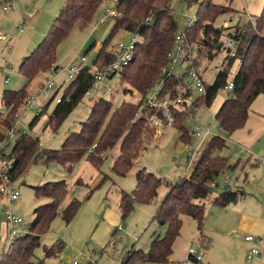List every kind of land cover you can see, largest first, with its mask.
<instances>
[{
    "label": "rangeland",
    "instance_id": "rangeland-1",
    "mask_svg": "<svg viewBox=\"0 0 264 264\" xmlns=\"http://www.w3.org/2000/svg\"><path fill=\"white\" fill-rule=\"evenodd\" d=\"M202 1L204 0L192 3L189 0L171 1L170 5L179 31L186 30V17L197 16L199 3ZM213 1L218 5L230 7L229 13L220 16L214 23L216 28H221L225 33L222 38L224 43L228 33L234 31L228 29L230 26L235 27L240 24L238 27L242 28L247 22L254 24L255 18L261 15L264 6V0ZM66 2L67 0H12L10 12H4L0 7V36L3 37V40H0V70L5 68L8 62L13 68L7 72L10 81L8 85L4 84V76L0 71V112L4 109L3 90L17 91L25 86L26 80L19 73V66L24 57L30 55L47 35L62 5ZM117 2L118 0H105L89 25L76 26L73 29L70 36L58 48L57 71L51 69L47 73L39 74L29 87L30 98H38L37 107L27 112L21 109V106L15 111L12 128L17 125L18 129L22 128L28 135L39 138L41 150H60L69 134L80 131L81 124L87 120L94 102L99 98L98 95H95L93 100L84 98L56 132L50 127L46 128L49 116L56 107L54 100L48 110L44 111L36 127L30 130L31 121L49 103L54 94L58 92L57 97H63L67 87L72 83L68 78L67 69L72 64H79L82 58L87 59L89 66L93 64L114 26L113 18L110 17L106 24H101L100 19L107 14V11L116 9ZM232 9L238 13L233 12ZM28 18L31 21L27 20ZM31 25L35 27L34 31L29 30ZM21 27L24 33L19 35ZM130 40L129 33L120 32L113 38L110 48H117L120 42L127 45ZM9 47L11 50L8 49ZM207 52L208 50L197 52L196 64L206 85L210 86L219 73L217 68L223 67L228 50L223 48L217 51L215 57L210 56V58ZM239 64V61L234 64L229 82L234 78ZM49 80L55 82V87L43 93L41 88ZM109 83L113 87V92L108 99L115 107L121 105L123 101L134 103L140 101L141 96L137 91L131 95H124L125 86L120 85V77H114ZM158 85L155 89L159 88ZM195 96L197 95L194 94ZM227 98L228 92L222 89L210 107L202 105L194 108L193 115L185 119L183 124L191 136V151L185 149V145L189 143L187 140L180 141V133L173 125L160 128L158 133L151 127L153 133L144 136L145 150L126 176L112 172L113 160L120 153L119 146L106 158L100 170L86 159L71 166L46 164L44 160H40L35 164L31 163L17 180L15 187L21 192L19 201L10 206L6 199H1L0 213L11 209L14 214L25 220L26 226H29L34 220L35 209L50 202L49 199H38L34 188L48 182L65 180L69 187V195L63 202L61 210L74 198L82 203L81 209L70 224H66L61 216L54 220L51 229L41 237V245L35 251L34 260L42 261L43 264H72L76 261L79 264H121L132 247L147 252L150 239L155 232L161 236L165 235L167 228L161 227L154 220V216L171 186L192 173L202 151L206 149L210 139L204 136L196 137L197 128L203 133L209 129L211 134L227 141V146L219 154L229 160V165L235 167L227 169L218 184L229 187L232 191H243L245 194L236 204L227 208L213 204V198L221 193L220 189L205 201L206 221L202 234L210 242L205 249L206 257L201 263L189 261V250L199 242L201 232L191 217H184L181 236L175 242L174 253L168 264H264V95L252 105L245 127L232 136L223 133L215 119ZM18 113L20 119L17 118ZM1 116L0 141L12 129L3 126L2 119L7 117L2 114ZM142 116L148 118L151 126L152 120L149 115L145 113ZM16 140L17 138L6 148L7 154L12 152ZM7 143V140L1 143L0 149L5 148ZM141 169H147L157 177H161L165 183L160 188L156 201L150 205L136 203L134 211L126 219H122L120 211L122 193L131 194L136 189V174ZM79 180L82 186L77 184ZM226 180L228 183H225ZM94 188L97 189L91 198H88ZM107 211H110L109 221L107 219L105 221L103 217ZM245 236H253L255 242H247ZM8 240L7 223L3 217H0V260L7 251ZM58 243H62L63 248L56 255L46 258V249ZM253 249H257L260 255L249 260V252Z\"/></svg>",
    "mask_w": 264,
    "mask_h": 264
},
{
    "label": "trees",
    "instance_id": "trees-1",
    "mask_svg": "<svg viewBox=\"0 0 264 264\" xmlns=\"http://www.w3.org/2000/svg\"><path fill=\"white\" fill-rule=\"evenodd\" d=\"M11 1L1 0L0 7ZM171 1L118 0L112 31L93 62L100 66L109 65L115 60L116 48H110L113 38L120 32L134 36L136 39L134 56L120 76V85L125 86L124 95H131L137 91L141 96L140 101L138 103L123 101L118 107H115L109 99L95 101L89 117L81 124L80 131L69 134L60 150H41L39 138L28 134L20 136L9 154L14 160L11 173L13 181L18 180L31 163L35 164L40 160H44L46 164L57 163L71 166L86 159L100 170L106 158L117 146L120 153L113 160L112 172L126 176L134 168L136 161L146 148L144 136L153 133L148 118L144 116L137 118L136 114L146 113L143 98L162 78L161 71L168 66V54L180 32L170 5ZM189 1L192 3L197 0ZM104 2L105 0H69L60 10L47 35L30 55L24 57L19 66V73L26 80L25 86L17 91L3 92L2 104L8 110L5 115L7 118L2 119L6 129L12 128L15 111L30 98L29 87L37 76L51 69L57 71L60 45L76 26L89 25ZM199 6L197 23L193 27L186 28L185 32L189 39L197 44L200 53L208 50V58L215 57L217 51L224 48L222 38L225 33L221 28H216L214 23L220 16L228 14L230 7L218 5L213 0H204L199 3ZM232 11L238 13L233 9ZM239 25L230 26L228 29H234V31H230L226 37H232L237 41V54L226 58L215 82L210 86L206 85V95L193 104L195 108L202 105L210 107L218 92L229 83L231 70L239 61V68L231 80L233 91L215 116L219 129L228 136L245 127L253 103L259 96L264 95V6L261 15L255 18L254 24L247 22L242 28L238 27ZM194 65L197 67L196 59ZM93 83L94 72L90 67L84 68L67 87L61 102L56 104L46 128L50 127L53 131H58L66 118L83 101ZM178 85L179 80L176 78L168 79L166 82V88L172 91L173 98L176 96L175 88ZM57 96L58 92L33 118L29 125L30 130L36 127ZM151 116L150 114L149 117ZM158 116L162 115L158 114ZM174 116L176 117L174 126L180 133V141L187 140L190 144L191 136L183 124L189 117L187 110L176 109ZM1 118L0 113V120ZM4 139L2 138L1 141ZM94 146L96 147L92 149ZM226 146L227 141L222 137L214 136L209 140L190 176H184L176 185L171 186L154 216V220L161 227L167 228L165 235L153 234L150 249L147 252L132 248L121 264L170 263L175 242L181 236L184 217H191L197 223L198 230L201 232L199 242L207 249L210 240L202 234L206 221L205 201L220 189L221 193L213 198V204L220 208H227L236 204L245 194L243 191H232L229 187L218 184L227 169L235 168L229 165L226 157L219 154ZM136 179V189L131 194L122 193L120 202L122 219H126L134 211L136 203L150 205L156 201L159 190L165 183L161 177H157L147 169L139 170ZM77 184L82 186L80 180ZM97 188L91 190L88 198H91ZM34 190L38 199H49L50 202L35 209L34 220L29 224V232L16 238L12 249L4 254L0 264H43L42 261L34 260L35 251L41 245V237L51 229L57 217L61 216L66 224H70L81 209L82 203L74 198L61 210L63 202L69 195V187L65 180L48 182L35 187ZM62 248L63 244L58 243L46 249V258L56 255Z\"/></svg>",
    "mask_w": 264,
    "mask_h": 264
},
{
    "label": "built area",
    "instance_id": "built-area-1",
    "mask_svg": "<svg viewBox=\"0 0 264 264\" xmlns=\"http://www.w3.org/2000/svg\"><path fill=\"white\" fill-rule=\"evenodd\" d=\"M1 2V0H0ZM12 2V1H11ZM11 2L3 5L1 8L4 12H10L12 9ZM116 9L107 11V14L102 16L100 19L101 24H106L108 19L116 16ZM252 21V20H250ZM197 23L196 17H186L185 25L186 28L193 27ZM24 33L23 27L19 29V35ZM0 40H3V37L0 36ZM135 43L136 39L134 37L133 40H130L129 44L124 45V43L120 42L116 48L115 52V60L107 66H100L91 64L90 66L87 64V59L82 58L79 64H72L68 69V78L74 81L79 73L86 67H90L92 72H94V83L92 87L87 91L84 98L89 100L95 99V95L99 96L100 99H108L113 92V87L110 85L109 81L114 77H120L129 63L132 61L134 52H135ZM224 44V48L228 50L227 57H234L238 51V43L237 41L230 37L226 39V43ZM11 50V48H8ZM198 52V46L195 42L191 41L187 36L186 32H179L175 38L173 47L168 54V66L163 68L161 71V79L157 83L159 86L158 89H155L157 85L151 89L147 96L143 98V107L146 110L147 115H152L151 119L152 123L151 127L158 133V130L164 126H173L176 122V117L174 116V110L176 109H186L188 116L193 115V106L194 102L197 98L206 95V83L198 72L197 67L194 65L196 54ZM13 70L12 66L8 62L5 68L0 71L4 76V84L7 85L9 83L8 79V70ZM222 68H217V71L220 72ZM178 79L179 85L176 89V96L173 98L171 96L172 91L167 90L166 82L168 79ZM55 87L54 81H48L43 87L41 91L46 93L52 90ZM228 92V97H230L233 91V83L230 81L224 88ZM194 94L197 96L194 97ZM62 97L56 99V104L61 102ZM38 98L32 97L29 98L28 101L22 105L24 111L30 112L31 110L37 107ZM2 115H6L8 113L7 109H3L0 112ZM161 114L162 116H158ZM142 114L138 112L136 117H141ZM17 118L20 119V113L17 114ZM27 131L22 130V128L18 129L17 125L11 129L5 139L0 141L3 143L7 140V146L3 149H0V200L6 199L10 206L15 202L19 201L21 197L20 190L15 187L17 182L12 179V170L14 168V160L6 153V148L8 145L15 139L19 138L22 135H27ZM196 137L208 139H212L214 137L211 134V131L207 129L205 133H203L200 128H197L195 132ZM94 146L92 149H94ZM186 150H192L190 144L185 145ZM198 152V151H197ZM225 183H228L226 180ZM0 217H4L7 226H8V248L7 251L12 249L14 241L17 237L24 236L29 232V226H26L25 220L14 214L11 209L6 211L5 213H0ZM27 227V228H26ZM244 239L247 242L253 243L255 242V238L253 236H245ZM260 255L257 249H253L249 252V260H252L254 256ZM206 257L205 248L203 245L198 242L194 244L189 250V259L194 260L195 262H203ZM73 264H79L78 262H74Z\"/></svg>",
    "mask_w": 264,
    "mask_h": 264
},
{
    "label": "crops",
    "instance_id": "crops-1",
    "mask_svg": "<svg viewBox=\"0 0 264 264\" xmlns=\"http://www.w3.org/2000/svg\"><path fill=\"white\" fill-rule=\"evenodd\" d=\"M68 1H69V0H67L66 4L68 3ZM66 4H65V5H66ZM65 5H62V8H63ZM62 8H61V9H62ZM61 9H60V10H61ZM262 9H263V8H262ZM241 16H242V14H241ZM27 20H30V21H31V19H29V18H28ZM29 28H30L29 30H31V31H34V30H35V27H34L33 25H31ZM9 83H10V81H9ZM9 83H8V84H9ZM8 84H7V85H8ZM5 90H6V89H4L3 92H4ZM3 92H2V95H3ZM259 97H260V96H259ZM259 97H258V98H259ZM258 98H257V99H258ZM257 99H256V100H257ZM253 104H254V103H253ZM231 136H232V135H231ZM186 176H187V175H186ZM188 176H190V175H188ZM109 212H110V211H107V212L105 213V215L103 216V217L105 218V221H106V219H107V221H109V216H110V213H109ZM3 218H4V217H3ZM154 234H159V233H158V232H155ZM159 235H160V234H159ZM152 239H153V235H152V237H151V239H150V240H151V241H150V245H151ZM249 243H250V242H249ZM132 248H135V247H132ZM149 249H150V247H149ZM76 262H77V261H76ZM73 263H74V262H73ZM73 263H72V264H73Z\"/></svg>",
    "mask_w": 264,
    "mask_h": 264
},
{
    "label": "water",
    "instance_id": "water-1",
    "mask_svg": "<svg viewBox=\"0 0 264 264\" xmlns=\"http://www.w3.org/2000/svg\"><path fill=\"white\" fill-rule=\"evenodd\" d=\"M134 39V36H131V40H133ZM145 170V169H144Z\"/></svg>",
    "mask_w": 264,
    "mask_h": 264
}]
</instances>
